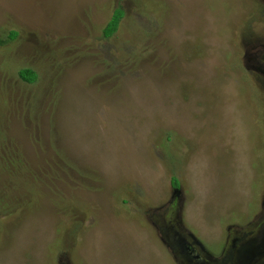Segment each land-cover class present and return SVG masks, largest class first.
<instances>
[{"label": "rangeland", "instance_id": "rangeland-1", "mask_svg": "<svg viewBox=\"0 0 264 264\" xmlns=\"http://www.w3.org/2000/svg\"><path fill=\"white\" fill-rule=\"evenodd\" d=\"M0 39V264H264V0H0Z\"/></svg>", "mask_w": 264, "mask_h": 264}, {"label": "trees", "instance_id": "trees-1", "mask_svg": "<svg viewBox=\"0 0 264 264\" xmlns=\"http://www.w3.org/2000/svg\"><path fill=\"white\" fill-rule=\"evenodd\" d=\"M123 17H124V11L120 8L115 9L110 21L108 22L107 26L105 27L104 34L106 37H111V36H113L114 33H116L118 31ZM16 37H17V34H16V32L13 31V32L9 33L7 40L8 41L13 40ZM2 42H4V40L2 41L0 39V44H2ZM19 76L22 80L27 81L29 83L35 82L37 80V77H38L37 73L34 70L28 69V68L20 70ZM172 185L174 187L178 188L179 187V181H177L175 178H172ZM136 194H137L136 198L130 197L131 201H137L138 204L143 203L141 200V197H139V194L138 193H136ZM124 202H126V201H124ZM131 203L134 204V202H131ZM128 214H130V213H128Z\"/></svg>", "mask_w": 264, "mask_h": 264}, {"label": "flooded vegetation", "instance_id": "flooded-vegetation-1", "mask_svg": "<svg viewBox=\"0 0 264 264\" xmlns=\"http://www.w3.org/2000/svg\"><path fill=\"white\" fill-rule=\"evenodd\" d=\"M173 237H176V240L180 244V246L177 245V247L179 249H181V250L183 248L186 251L187 255L190 256V258H187L186 255L183 254V257H184L185 262L187 264H193V262H196L197 264H204V263H202V261H201V255L198 253V251H196V248H195V245L194 244H192L189 241H187L186 238L183 235H179L178 234V235H173ZM236 245H238V244L236 243ZM241 250L245 254L244 249H241Z\"/></svg>", "mask_w": 264, "mask_h": 264}]
</instances>
